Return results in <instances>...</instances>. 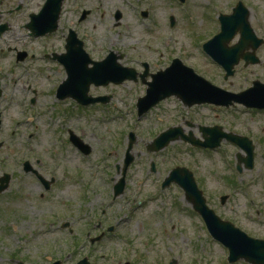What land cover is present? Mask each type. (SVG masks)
<instances>
[{"label": "rangeland", "instance_id": "1", "mask_svg": "<svg viewBox=\"0 0 264 264\" xmlns=\"http://www.w3.org/2000/svg\"><path fill=\"white\" fill-rule=\"evenodd\" d=\"M236 1L190 0L183 17L177 13L181 22L175 37L174 32L170 39H166V32H141L147 40L141 52L159 68H165V60L158 61L157 50L167 55L177 46L176 55L232 92H242L255 81L264 83V47L259 53L260 65L244 68L240 63L229 79L199 53L198 39L214 31L213 18L208 24L206 14L213 15L218 6L222 12H231ZM248 7L252 25L264 38V0H249ZM191 11L198 17L193 26L188 22L191 16L186 15ZM14 36L7 35V41ZM53 43L58 44L59 39L54 37L50 44ZM17 45H22L18 38ZM41 46L36 45V49ZM13 62L9 53L0 56V141L5 144L0 153V177L5 173L14 175L0 195V264H51L55 260L73 264L84 255L91 257L94 264H233L228 261V250L209 235L199 214L186 203L184 192L175 185L162 188L175 166L194 171L209 205L222 218L252 236L264 238V112H246L243 105L187 107L178 98H168L136 120L137 99L144 94V86L136 82L98 90L101 94L114 93L107 106L81 108L69 98L60 110L59 100L50 92L52 82L43 74L57 73L56 62L49 64L39 58L17 65ZM33 97L36 102L30 105ZM71 101L75 107L69 104ZM30 119L36 122L31 128L27 127ZM217 125L225 132L252 140L253 169L240 161V155L246 157V152L227 140L214 151L193 146L182 136L183 140L164 147L156 142L170 126V130L180 126L186 135L191 131L203 139L200 126ZM131 132L135 136L130 137ZM72 133L90 146L89 155L69 141ZM154 145L161 148L155 151ZM37 159L42 163L38 164ZM129 159L132 162L125 172ZM26 160L56 178L57 183L49 192L34 186L31 177L24 173ZM123 177L127 184L125 194L114 199L113 186ZM41 193L45 198H40ZM100 210L111 212L102 220L106 219L105 227L114 226L115 233L92 245L86 238L98 233L92 223L99 222L94 212ZM79 240L84 245L75 246ZM16 248L22 252L16 254Z\"/></svg>", "mask_w": 264, "mask_h": 264}, {"label": "flooded vegetation", "instance_id": "2", "mask_svg": "<svg viewBox=\"0 0 264 264\" xmlns=\"http://www.w3.org/2000/svg\"><path fill=\"white\" fill-rule=\"evenodd\" d=\"M182 1L188 7L190 0ZM177 2L179 3V0H0V56L9 53L13 56L15 65L26 63L36 58L42 59L43 62L49 64H55L56 62L55 65L59 66H56L57 71L55 72L57 73H51L50 71L42 73L44 78L52 82L50 92L57 96L59 86L67 79L66 76L68 77L71 74L65 64V58L74 47L73 57L78 69L83 71L91 70L96 63L111 58L112 64L107 68L110 71L107 75L112 76L115 74L111 72L114 69V63L120 65L119 69H122V67L133 69L136 71L137 80L141 81V85L144 86L145 92L147 86L144 82L152 80L157 72L163 68H159L156 63H152L146 54L141 52V46H144L147 42L145 38L141 37V32L147 34L168 33L172 30L176 32L183 14L179 10ZM240 2H243L246 8L238 11L236 17L239 19L243 18V20L247 19L252 25V12L248 7L249 0H237L231 12H222V9L218 6L219 9L216 8V12L213 15L210 12L206 14L207 23L210 18H213L214 31L211 36L209 34L198 39L197 45L199 49L202 39L212 37L221 30L219 16L232 14ZM178 12L181 16H177ZM186 15L191 16L188 18L191 26H193L191 24L192 21L195 22V25L198 23V17L192 11ZM252 27L257 33L255 27L253 25ZM234 30L238 34L228 43L230 47L237 45L241 39V30L239 28ZM18 32L24 38H28V40L21 37ZM34 32L46 33L36 36ZM103 32L105 34H102ZM9 34L16 36L7 41L6 36ZM164 36L161 37L162 46L164 45ZM54 37L59 39L58 44H50ZM17 38L22 43L21 46L17 45ZM262 39L264 40V38ZM36 40L45 41L44 43L38 42L33 45L32 43ZM29 42L31 43L28 44ZM185 43L188 44L186 41ZM249 43L248 50H245L244 54L251 56L248 57L247 61H241L244 68L257 66L262 63L259 53L264 47V41L259 47L256 46V40ZM36 45L42 46L38 50ZM145 47L151 49L150 45ZM168 47L169 44H166L167 49ZM175 50H177V46H174L167 55L164 52H160V49L157 50L158 61L163 58L168 66L177 58ZM199 53L208 61L206 55L204 56L200 51ZM254 60L257 61L255 64H253ZM131 82L134 81L125 82L124 84L129 85ZM136 84L140 86L139 82ZM110 86L112 85H108L106 88ZM93 87L96 86L93 85ZM99 95L101 97L104 96L103 94ZM0 96H3L2 89H0ZM35 102L36 98L33 97L30 105H34ZM58 102L62 101L59 100ZM96 105L103 106L104 104L98 103ZM253 111L255 113L264 112V110H257V108ZM35 123L30 119L27 127L31 128ZM1 124L0 115V128ZM4 145L1 146L0 153ZM36 162L38 164L42 163L39 159ZM31 165V169H23L24 173L31 177L34 186L36 185L49 192L50 188L56 185V178L54 176L50 178L40 169L35 168L32 163ZM11 177L9 184L12 182L14 175H11ZM46 181H50L52 184V186L49 185L48 189ZM5 190L2 192L5 193ZM40 198H45V194L41 193ZM95 201L97 202V199ZM100 213L105 215L106 210H102ZM98 214L99 212H94L96 218Z\"/></svg>", "mask_w": 264, "mask_h": 264}, {"label": "water", "instance_id": "3", "mask_svg": "<svg viewBox=\"0 0 264 264\" xmlns=\"http://www.w3.org/2000/svg\"><path fill=\"white\" fill-rule=\"evenodd\" d=\"M233 18L234 17H231L230 19ZM242 33L244 39L247 41H250L253 37L252 30L250 29L247 23L245 28L242 30ZM242 47L244 46L242 45ZM225 66L227 69H229L232 65L230 63L225 64ZM230 73L233 72L230 71ZM191 94L194 93L191 92ZM190 96L193 95H187V97ZM208 96L213 97L214 95L210 94ZM258 97L262 98V101L260 102L262 103L264 101V87L258 90ZM251 158H253L252 153ZM181 171H179V173H176V171L172 176L167 179L166 183L169 184L171 181L175 180L182 187H184V189L186 190V195L193 202L194 208L203 215L212 235L229 247L230 261L234 262L243 258L253 264H264V240L249 237L245 232L240 231L239 229H237L236 231L227 230L228 232L221 230L229 228L230 225L221 221V219L216 215L214 210L210 209L207 206L206 198L203 196L202 192L197 188L192 174L186 169L184 171ZM3 188L4 186L1 189Z\"/></svg>", "mask_w": 264, "mask_h": 264}]
</instances>
